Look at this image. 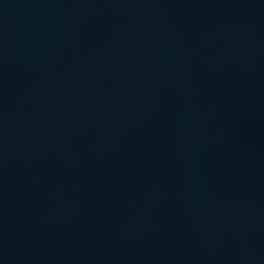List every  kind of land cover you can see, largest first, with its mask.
<instances>
[{"label":"water","instance_id":"water-1","mask_svg":"<svg viewBox=\"0 0 264 264\" xmlns=\"http://www.w3.org/2000/svg\"><path fill=\"white\" fill-rule=\"evenodd\" d=\"M0 264H264V0H0Z\"/></svg>","mask_w":264,"mask_h":264}]
</instances>
